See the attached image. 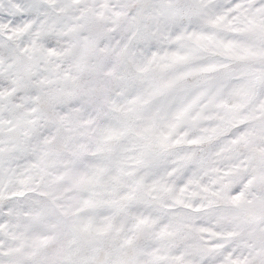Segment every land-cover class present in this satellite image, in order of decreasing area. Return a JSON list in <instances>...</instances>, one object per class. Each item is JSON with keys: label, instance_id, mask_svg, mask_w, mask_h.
I'll list each match as a JSON object with an SVG mask.
<instances>
[{"label": "snow or ice", "instance_id": "1", "mask_svg": "<svg viewBox=\"0 0 264 264\" xmlns=\"http://www.w3.org/2000/svg\"><path fill=\"white\" fill-rule=\"evenodd\" d=\"M93 239L264 264V0H0V264Z\"/></svg>", "mask_w": 264, "mask_h": 264}, {"label": "clouds", "instance_id": "2", "mask_svg": "<svg viewBox=\"0 0 264 264\" xmlns=\"http://www.w3.org/2000/svg\"><path fill=\"white\" fill-rule=\"evenodd\" d=\"M136 238H137V242H139L140 239H142V233L140 232L139 229H137ZM119 239L121 243L122 255L124 259L127 261L131 255L133 244L128 242L123 235H121ZM92 247L94 250V255H95L97 264H103V261L106 255L105 249L95 239L92 240Z\"/></svg>", "mask_w": 264, "mask_h": 264}]
</instances>
